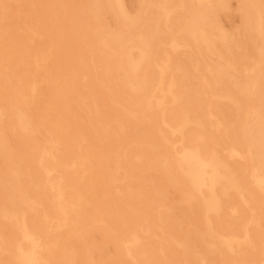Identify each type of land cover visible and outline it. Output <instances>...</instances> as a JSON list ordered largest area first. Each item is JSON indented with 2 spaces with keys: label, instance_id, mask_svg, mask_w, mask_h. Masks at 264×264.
I'll return each mask as SVG.
<instances>
[{
  "label": "bare ground",
  "instance_id": "obj_1",
  "mask_svg": "<svg viewBox=\"0 0 264 264\" xmlns=\"http://www.w3.org/2000/svg\"><path fill=\"white\" fill-rule=\"evenodd\" d=\"M0 264H264V0H0Z\"/></svg>",
  "mask_w": 264,
  "mask_h": 264
},
{
  "label": "rangeland",
  "instance_id": "obj_2",
  "mask_svg": "<svg viewBox=\"0 0 264 264\" xmlns=\"http://www.w3.org/2000/svg\"><path fill=\"white\" fill-rule=\"evenodd\" d=\"M245 64H247V63H245ZM107 248L110 249V246H108Z\"/></svg>",
  "mask_w": 264,
  "mask_h": 264
}]
</instances>
